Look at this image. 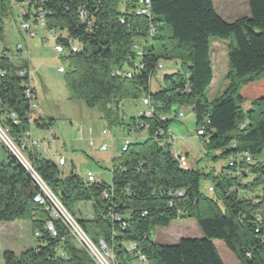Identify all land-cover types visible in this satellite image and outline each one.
<instances>
[{"label": "trees", "instance_id": "16d2710c", "mask_svg": "<svg viewBox=\"0 0 264 264\" xmlns=\"http://www.w3.org/2000/svg\"><path fill=\"white\" fill-rule=\"evenodd\" d=\"M135 2L0 0V33L14 4L23 8L21 21L36 24L38 14L43 13L45 29L53 31L56 43L67 51L62 58L68 63L64 80L70 98L97 108L110 124L125 123L135 133L144 134L112 158L110 183H89L74 172L63 175L59 165L36 148L25 145L24 154L74 218L79 202L91 205L90 218L75 219L90 239H102L114 252H123L122 245L132 241L148 264H223L212 241L218 239L239 264H264V161H253L264 150V0H247L249 15L232 22L219 17L211 0H151L150 19L132 12ZM212 38L227 41L226 87L208 100ZM71 45L76 51L71 52ZM161 59L178 61L180 69L164 75L163 84L152 89L153 73ZM23 67V63L15 65L6 48L1 50L0 126L8 129L18 145L30 128L26 77L17 73ZM118 68L131 69L132 77L115 75ZM144 96L151 103L150 115L142 112L123 122L119 103ZM245 99L250 100L247 109L242 107ZM182 106L191 109L196 130L204 129L200 137L205 150L215 152L213 160L242 152L250 155L244 181L180 164L173 155L168 129L178 118L173 108L178 114ZM40 119L33 123L50 130L49 125L38 123ZM5 150L6 158L0 160V223L29 221L32 236L35 231L39 236L18 255L5 250L4 264H95L60 219L53 220L56 236L47 231V213L33 200L38 187ZM204 178L212 180L210 195L200 187ZM104 191L110 192L107 198ZM176 219H193L201 236L182 237L175 244L152 240L156 228ZM123 255L125 264H131L132 258Z\"/></svg>", "mask_w": 264, "mask_h": 264}, {"label": "rangeland", "instance_id": "374dc122", "mask_svg": "<svg viewBox=\"0 0 264 264\" xmlns=\"http://www.w3.org/2000/svg\"><path fill=\"white\" fill-rule=\"evenodd\" d=\"M217 5H220L219 0H215ZM245 3V0H243ZM20 5L14 4L9 14L3 19V27L0 33V49L6 48L10 55H17L16 45L22 44L23 48L21 55L24 58H29L32 78L37 92V113L41 117L38 121L40 125H49L55 135L53 140L50 131L36 126L35 123L30 127L31 137L34 140H39L41 147L55 151L56 155H45L46 158L56 162L59 156H63L65 164L58 166L61 174L67 175L74 172L81 178L86 180V172L90 171L97 173L98 181L110 183L111 175L110 168L112 158L116 157L121 152L122 139L125 136H130L132 141L135 140V132L133 129H128V126L110 124L101 117L97 108H88L81 101L70 98V93L65 84L64 74L68 69L67 61L62 58L63 54H58L53 50L54 42L52 40L42 41L45 34L43 29H37L36 36L26 38L24 33L19 28L20 23ZM213 41H225L222 39L212 38ZM141 44L142 41H137ZM218 49L217 56L214 57L216 65L223 68V63H226L227 56L225 55L224 44L214 45ZM28 50V51H27ZM227 51V50H226ZM226 60V61H225ZM160 68H156L151 80L152 89H157L163 84L162 77L176 72L180 69V64L176 60L159 61ZM62 68V72L59 69ZM219 72L214 73L213 82L206 90V97L211 100L222 92V85L225 81L223 75L222 80H218ZM130 100H122L120 111H124L123 122L129 119L126 112L128 102ZM249 99H245L242 107L247 109ZM137 111L133 116L143 112L144 105L141 99L135 101ZM127 104V105H125ZM127 107V108H126ZM185 107V106H184ZM174 136H183L180 142L178 139L175 145L181 156L182 165L187 168L185 160H191L193 157H201L196 163V169L203 172L212 171L215 176L222 175V168L226 166L227 156L213 160L215 152H207L203 147V141L197 136L194 123V116L190 108H186L183 113L182 121L175 119L171 123ZM105 129L106 135H102L101 131ZM105 143L111 147L106 151H100L99 146ZM184 149H190L189 155L185 157ZM196 156H194V153ZM6 150L0 143V160L6 158ZM255 161H264V150L261 154L254 157ZM248 178H251L248 176ZM246 179V178H244ZM209 184H212L211 179H202L200 187L202 191L210 195L207 191ZM92 216V208L89 203L79 202L75 206V218H90ZM152 239L163 243L177 242L182 237H200L201 232L193 219H176L169 226L156 228L152 233ZM34 243L29 221L14 220L11 222L0 223V264H4L2 253L5 250L12 251L18 255L20 252L29 248ZM214 245L223 262V264H239L232 252H230L221 240L215 239ZM131 264H137L136 260H131Z\"/></svg>", "mask_w": 264, "mask_h": 264}, {"label": "built area", "instance_id": "2783aa9c", "mask_svg": "<svg viewBox=\"0 0 264 264\" xmlns=\"http://www.w3.org/2000/svg\"><path fill=\"white\" fill-rule=\"evenodd\" d=\"M151 0H136L135 5L132 9V12L135 15L139 16H145L147 18H151ZM23 11V8H22ZM21 11V12H22ZM21 15V13H20ZM81 18H83V12L80 13ZM123 22V20H120ZM37 25L45 29L44 26V20H43V13L38 14V22L36 24H32L30 21L26 20H20V29L25 32L26 38L30 39L32 37L36 36V32L33 29V26ZM46 30V29H45ZM149 34L153 35L154 34V28L150 26L149 28ZM46 41L47 40H52L54 42V47L53 50L58 53V54H65L67 51L65 48L56 43V34L51 31V30H46V36H45ZM22 44L18 43L16 45V51L17 55H10V59L15 63V65L18 67V63H23L25 67L22 69H18L17 73L19 76L26 77V81L24 83V96L25 98L29 101V113L27 115L28 123L31 127L32 123L34 120L38 117L37 115V110H38V104L36 100V95L35 91L32 87L31 84V69L28 66V60L29 58H24L21 55L22 51ZM136 50L137 56L141 55V50L139 47L136 45L134 46ZM0 49V53H1ZM71 52L76 51V46L71 45L70 46ZM161 64L159 63L157 65V68H160ZM60 72H62V68L59 69ZM114 74L117 76H123L126 78L132 77V70L131 69H126L124 70L123 68H118L114 71ZM141 102L144 105V110L143 114L145 116L150 115L151 113V103L148 97H142ZM186 109V106H182L178 110V118L177 119H182L184 110ZM11 117L13 119L14 123H17V119L15 118L14 114H11ZM50 131V130H49ZM203 128H199L196 130V135L197 136H203L205 133L203 132ZM50 134L52 136V139L54 140V134L52 131H50ZM102 135H106L107 131L103 129L101 131ZM168 134L170 137V140L172 141V144L174 145L175 140L177 139L176 136L173 135L172 129H168ZM22 142L20 145L17 144L16 141H14L12 138L9 137L8 135V129L3 128L0 126V143L2 144L3 147H5L9 153H11L19 162L20 164L30 173L31 177L33 178L36 186L39 189V192L33 197V200L40 205L43 206L47 213V219L45 221V227L47 231L51 233L52 236H56V230L54 226V219H60L63 224L65 225L68 234L76 241L78 245L83 247L85 251L89 254V256L92 258L95 264H117V259L115 256V252L110 250L105 242L102 239H98L97 241H93L90 239L87 234L84 232L80 224L76 221L74 216H72L65 208L64 206L60 203V201L51 193V191L48 189V187L44 184V182L41 180V178L37 175V173L33 170L31 167L29 161L26 158V155L24 154V148L27 146L28 148L31 149H38L43 155H56L55 151H51L50 149H47L45 147H41V143L39 140H34L31 137V132L30 128L24 133L22 137ZM132 139L130 136H125L122 139V146L121 150H125L128 145L131 143ZM26 145V146H25ZM110 145H106L105 143H102L99 146L100 151H106L110 148ZM173 155L179 160L180 162V157L173 148ZM251 162V157L245 152L242 153H236L232 154L227 158V163L226 166L222 168V174L227 177V178H236V179H242L244 178L247 174H249V169L247 167V164ZM56 163L59 166H62L65 164V159L63 156H59L57 158ZM181 164V162H180ZM182 165V164H181ZM97 173H93L88 171L86 173V180L89 183L97 181L96 178ZM213 186L210 185L207 187L208 192H212ZM180 194V193H179ZM110 195V192L104 191L103 192V197L107 198ZM114 218L118 220V216L115 215ZM256 221L260 222L261 221V216L257 215L256 216ZM39 236V232L35 231L34 232V237ZM122 250L125 252L127 255H129L132 260H136L137 264H148V260L146 255L141 251L139 245L136 242H127L122 245Z\"/></svg>", "mask_w": 264, "mask_h": 264}, {"label": "crops", "instance_id": "0c3cea01", "mask_svg": "<svg viewBox=\"0 0 264 264\" xmlns=\"http://www.w3.org/2000/svg\"><path fill=\"white\" fill-rule=\"evenodd\" d=\"M212 1V4H213V7H214V9H215V11H216V13L219 15V17L222 19V20H224L225 22H232V21H234V20H236V19H238V18H241V17H243V16H248L249 15V8H248V2H247V0H245V3H243V0H219L220 1V5H217L216 4V1L215 0H211ZM21 8V7H20ZM21 11H22V8H21ZM21 11H20V13H21ZM19 28H20V23H19ZM33 29L36 31L37 29H43V31L45 32V34L43 35V37L41 38L42 39V41H46V39H45V36H46V30L44 29V28H42V27H40V26H37V25H34L33 26ZM21 30V29H20ZM22 31V30H21ZM23 32V31H22ZM24 33V35H25V32H23ZM26 36V35H25ZM29 40V39H28ZM214 43L212 44L211 42L209 43V45H210V60H211V66H212V80H211V83H210V85L212 84V82H213V78H214V73H215V71L216 72H219V74H218V80H222V78H223V75L225 76V73H226V71H227V61H226V63H223V68L222 69H220V67H218V65H216V60H214V57H216L217 56V51H218V49H217V51H216V49L214 48V45H219V44H224V46H225V55H226V50H227V41H226V43H225V41H220V42H217V41H213ZM28 51V50H27ZM9 53V52H8ZM28 66L30 67V69H31V65H30V61L28 60ZM32 71V70H31ZM32 74V73H31ZM31 84H32V87H33V89H34V91H35V95H36V100H37V92H36V88H35V86H34V82H33V78H32V75H31ZM210 85H209V87H210ZM152 87V86H151ZM222 91L224 90V88L226 87V80L224 81V83H223V85H222ZM129 104V106L127 105V104H125V105H127L128 106V108L126 109V112L128 113V115L131 117V116H133L134 115V113L137 111V106H136V103H135V101L133 100V101H130V102H128ZM186 108H189V107H186ZM138 112V111H137ZM124 111H123V115H124ZM37 115H38V117H40L39 116V114L37 113ZM179 121H182V119H178ZM128 129H131V127H129L128 126ZM49 131V130H48ZM196 131V130H195ZM196 134V133H195ZM143 135L144 134H142V133H139V134H137V133H135V137H139V138H141V137H143ZM177 137V139L181 142L183 139V136H176ZM199 138L201 139V141H203L202 140V138L199 136ZM56 139V137L54 136V140ZM176 141V140H175ZM203 147H204V144H203ZM173 148H175V150L177 151V153H178V155H179V157H180V162H181V156H180V154H179V152H178V148L176 147V145H175V142H174V145H173ZM39 151V150H38ZM184 151V154H185V157H187L188 155H189V152H190V149H184L183 150ZM56 153V152H55ZM194 153V152H193ZM51 156H55V155H51ZM194 156H196L195 155V153H194ZM201 157H193L191 160H185L186 161V163H187V168H194L195 166V163L200 159ZM182 164V163H181ZM184 167V166H183ZM88 172V171H87ZM86 172V173H87ZM213 175H214V173H213ZM242 181H244V179H242ZM210 185H212V184H209V186ZM180 239V238H179ZM178 239V240H179ZM153 241H155V242H158V243H160V244H170V243H163V242H160V241H157L156 239H152ZM177 240V241H178ZM213 241V243H214V240H212ZM171 243L172 244H175L176 242H173V240H171ZM34 244V243H33ZM33 244H32V246H33ZM32 246H30V247H32ZM29 247V248H30ZM27 249V248H26Z\"/></svg>", "mask_w": 264, "mask_h": 264}, {"label": "water", "instance_id": "95a60500", "mask_svg": "<svg viewBox=\"0 0 264 264\" xmlns=\"http://www.w3.org/2000/svg\"><path fill=\"white\" fill-rule=\"evenodd\" d=\"M173 116L175 118L178 117L176 108H173ZM115 256H116L117 261H119L121 264H125L126 263L125 260H124V255H123L122 251L115 252Z\"/></svg>", "mask_w": 264, "mask_h": 264}]
</instances>
